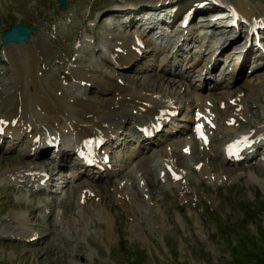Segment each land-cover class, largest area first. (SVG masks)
Wrapping results in <instances>:
<instances>
[{"label": "rangeland", "instance_id": "374dc122", "mask_svg": "<svg viewBox=\"0 0 264 264\" xmlns=\"http://www.w3.org/2000/svg\"><path fill=\"white\" fill-rule=\"evenodd\" d=\"M65 1L67 10L61 11L56 0H0V103L8 100V97L14 101L16 97L30 96L31 91L32 94L35 93L37 86L32 78L34 79V74H37V69L38 73L41 74V78L49 80L51 78L52 83H58V86L44 85L37 74L38 86L45 93L42 97L51 96V91L58 88H61L60 92L63 91L64 93L63 96L53 95L50 99L51 101L54 100L53 102L58 101L59 96L66 98V101H68V98H72V100L74 99L73 103L84 101L85 103H94V105L98 102L97 105H107L111 100L109 104L118 105L119 96L123 94H114L110 89L105 88L104 90L102 88L103 92L107 89V91L112 92L113 96L102 95L98 86V90L94 87L88 93L85 87L78 86L80 84L76 77L85 76L101 80H107V77H109L112 80L107 81L113 87L120 88L124 85L131 87L137 93L142 91L143 87L148 88L153 85L151 79L155 76H153L152 70L146 67L149 64L156 63L159 65L162 62H170L172 59L169 57L172 53L164 48L161 53L166 52L162 56L154 54L146 62L144 60L139 66L135 67L133 71L124 72L114 69L110 60L106 61L102 52L95 50L100 47L104 49L103 54L108 56L109 48L115 45V47H118L119 42H127L129 36H132L134 32L125 31L124 28L126 26L130 27L131 22L129 21L132 20L133 23L138 20L137 15L134 13L143 16L140 25V29H142L145 25L143 22L152 21L151 19L145 21L149 17L155 19V15L162 16L164 13L166 18L170 14L177 16L182 13V11H179L182 4H189L188 11L194 9V15H198L200 11L195 5L203 2V0H159L158 5L162 7L161 10L152 11L147 6H141L127 15H121L115 11L113 12L115 20L122 25V28H119L116 21L113 20L114 17L110 15L103 19L101 18L102 15L106 17L109 14L106 11L111 8L110 5L118 8H129V3L132 6L131 2L137 0H130L131 2L119 6L117 5L121 3L120 0ZM139 1L134 4L149 5L157 0ZM229 1L234 8L239 9L240 0ZM243 1L249 3V8H256L255 11L259 10L264 13V0ZM168 4L171 7L167 6ZM105 12L106 15H104ZM160 22L159 27L163 28V20ZM17 24L35 29V41L31 42L33 44L39 43L41 46L36 48L31 45L35 50L33 49V53L26 50L25 56H21V54H24L21 52L25 51V44V46L19 48L9 46L8 49H14V54L12 53L8 57L5 54L6 48L1 43V34L5 30H9L12 25ZM132 27L136 28L137 25ZM76 31L77 34L73 38L70 37ZM215 34L211 38L215 39L216 42H218V39L223 38V35L220 37V35L215 36ZM78 35L81 38H78ZM40 49H45V51L37 54V50L40 51ZM27 53L30 55L28 56ZM192 54V56L198 58V54L200 56L208 55V50L200 46ZM27 57L31 74L25 71L22 64V61L26 59L27 66L25 65V68L28 69ZM211 58V55H208L201 65H204L205 62L209 63ZM239 58L240 54L237 55L235 61ZM17 59L18 61H16ZM235 61L230 63V68H233ZM254 66V64L251 65L249 70L253 69ZM184 67L186 68V64ZM145 70L147 72H144ZM138 71H141L143 79L136 77L132 84L128 83L127 77L134 78ZM157 72H159L158 75L164 76L159 68ZM258 76H262V78H248V82L254 85V92L259 93L260 99L257 102L262 106L261 108H255L256 111L253 110L252 116H250L254 121L251 128H256L254 134L263 124L261 117L264 118V72H260ZM97 79H92L91 82L97 83ZM193 79L201 81L196 73ZM179 80L178 77L177 81ZM112 85L109 86L112 88ZM165 85L172 87V84L165 83ZM165 85L160 91L162 90V93L167 92L164 94L165 97L170 95L178 102L177 96H171V94H175V90L170 91V89H166ZM196 85L198 87V84ZM230 87L226 84L222 91L229 92ZM210 89L204 95L199 94L195 89H188L191 95L190 101L192 100L198 104L197 98L199 96L203 97L212 93L217 94L216 97L218 98L223 97L219 94L220 91ZM65 95L67 97H64ZM61 104L64 108L70 107L69 102H61ZM180 105L183 106V104ZM123 109L127 110L129 108ZM186 116V113H182L179 118ZM254 117H258V122L255 121ZM61 119L63 120L62 117L56 118L53 122ZM183 121L185 123L178 120L173 124H184L186 126V121ZM61 126L67 129V132L68 129L70 131L71 127H75L74 125L66 126L65 121L62 122ZM60 133L63 135L62 131ZM75 133H77V130H75ZM161 139L160 135L156 143ZM26 142L28 143V140ZM26 145L19 148V153L26 152L24 150ZM133 146L131 145V148ZM188 146H190L192 152L196 148V146L191 145V142ZM131 148H127L126 156L133 155L131 153L133 148ZM158 150L160 151V149ZM10 151L8 144L1 147L0 167L6 165L7 169L13 168L8 167L7 164H1L6 160L9 161L7 163H12L14 159H17L5 158ZM258 153L248 163L247 168L252 167L249 165H253V169L247 170L246 168V172L238 169H228L219 160L213 162L217 170L233 171V174L220 172L221 178L232 179V181L217 184L219 189L212 185L214 190L208 189L209 185L206 187L208 182L202 183L200 173L196 172L194 166L188 163L192 160L179 161V166L188 171V176L191 179V184L195 185L194 187L199 186L202 191L209 190L203 195L204 206L199 211L191 206L193 200L190 201V199H193V197H188L185 202L180 201L179 189L175 188L174 185L167 192L160 191L165 190L166 185L165 183H159V172L161 170L159 165L161 161L157 157L151 160L148 165H146L147 162L137 163L139 158L135 159L132 164L129 162L123 168L126 169V174H115L112 182L109 183L104 179L108 190L112 191V188L119 191L125 190V193H128L127 199L132 193V205L129 197L128 210L120 205L122 194L116 191L110 192L103 186L101 189H104V192L93 188L101 195V201L93 206L95 211L92 206L89 209L79 203L80 195L78 194L85 190V186H80V183L64 187L60 181L62 178L57 177L56 182H54L55 187L51 186V182L48 186L46 185L47 188L52 189L51 193L37 192L29 182L20 185L21 187L19 185L11 187L16 185V182L13 181L15 177L11 180L10 176H6L7 174L4 173L6 169L4 167L3 169L0 168V264H264V162H260V156H264V149L259 150ZM135 155H137L136 152ZM145 156H140V160H143ZM156 160L158 161L156 162ZM22 163L26 164L28 161ZM27 165L33 167L37 163H28ZM135 166H137L136 169L140 168L139 175L143 174V179L148 180V187L151 186V190L149 189L151 198H153L152 194H155L154 202L159 201L155 205L157 208L156 215L153 213L152 217L150 216L151 208L148 206L149 201L148 196H145V189L138 188V183L142 178L139 179L135 176V179H133L127 176ZM116 168L118 169L117 166ZM49 171L51 173L53 170L50 169ZM67 173H70L69 170H67ZM256 173L259 174V177L251 179L250 174ZM87 174L91 175L92 173ZM238 177L242 178L241 182L237 180ZM81 180L83 181L84 178ZM239 182L240 184H238ZM201 185H204V187ZM154 186H156L155 189ZM235 194H237L236 197ZM181 196L182 198L187 197L185 193H182ZM209 198L214 202L210 203ZM233 201L234 204L231 206ZM183 204L186 209H182ZM97 205H99L98 209L95 208ZM124 206L127 205L124 204ZM47 207L50 210L44 212ZM104 208L108 212L107 216L102 214ZM82 210L87 211L84 214L86 218L91 217L87 222L83 219ZM208 210L213 213L210 220ZM99 211H101V214ZM29 213L30 215L33 214V217L29 219L30 221L26 218ZM9 216L17 217V219L21 218L28 222L21 221L24 222L22 225H14ZM107 219L111 220L110 223ZM203 225H206V228ZM28 234H37V237H41V240L29 243L28 239H24L27 238ZM5 235L21 240H4Z\"/></svg>", "mask_w": 264, "mask_h": 264}, {"label": "bare ground", "instance_id": "6f19581e", "mask_svg": "<svg viewBox=\"0 0 264 264\" xmlns=\"http://www.w3.org/2000/svg\"><path fill=\"white\" fill-rule=\"evenodd\" d=\"M120 2L121 3H119L117 6L127 3V2H131V1L130 0H127V1L120 0ZM138 2L140 1L137 0V1L131 2L133 7L129 3L128 5L130 6L129 8H118L114 5H110L111 8H109L106 11V12H109V14L106 15V12H105L104 15H106V17L102 15L101 18L104 19L111 15V17H114V21H116V24H118L122 28V25L120 23H117V20H115L116 18L113 15V12L116 11L121 15L130 14L138 9V6L140 4H136V5L134 4ZM158 2L160 1L159 0L154 1L151 5H156ZM210 5L211 6L208 9V11L211 12L214 16H217L219 20L222 22L227 21L232 16H235V18H240L243 15L245 19L244 21L241 20V22L246 23L245 24L247 25L246 31H248L250 27H254V26H257L260 30L264 31V13H261L259 10L255 11L256 8H249V3H247V1L240 0L239 9H237L236 7L232 9L233 4H231L229 0H211ZM142 6L146 7V5H142ZM148 6L150 10L152 11L162 9V7H156V6H150V5ZM215 6L219 8L218 11L213 9V7ZM163 7H167V6H163ZM188 9H189V4H186V5L182 4L179 7V11H182V12L188 11ZM189 11H192L194 13V9H191ZM134 14L137 15L138 20L133 23H132V20L129 21L131 22L130 27H127V26L125 28L123 27L125 31L129 30V32H133L137 29H140L143 16L139 15L138 13H134ZM154 17L155 19H152L153 17H149L148 19H145V21L151 19L152 20L151 22H154L155 24V26L150 30L149 33H152L153 31L156 30L157 27L161 25V22H160L161 20H163L164 22V20L166 19L164 16V13L162 16L155 15ZM201 17L204 20H206L208 16H201ZM143 23L146 25L145 22ZM133 25H137V27L133 28L132 27ZM162 26L163 28H165L166 23L164 22V25ZM237 32H236L237 33L236 37L234 41L232 42L233 45L232 43H230L227 47L221 48L219 53L218 52L216 53L218 55L210 67L203 66L201 68H198V65L204 59V56H202L199 61L194 62L193 64L188 63V66L186 67L184 72H183L182 65H175L173 69V73H171L170 71L171 69L170 68L167 69V65H165L160 70L161 73H164V76H161V75H158L159 72H157L158 66H154L151 69L152 73L154 74L153 76H155V78L151 79L153 81V85L149 86L148 88L143 87V89H141L142 91H139L137 93H135V90H133L131 87H127L124 85H122L120 88L113 87V85L107 81V80L109 81L112 80L109 77H107V80H101L97 78H88L85 76L76 77L78 79L79 84L85 81L87 85H92L90 90L94 89V87L97 88L98 86V88L101 91L100 93L102 95H106V96L112 95L113 96V94H111L112 92L114 94L115 93L123 94L119 96L120 98L118 101V105L109 104L111 100L109 101L107 105H97L99 104V102L96 105H94V103L92 104L85 103L84 101H80V99L79 101L82 103H75V102L73 103L74 99L72 100V98H68L67 99L68 101H66V98L64 99L59 96H58V101L53 102L54 100L53 101L50 100L52 96L53 95L63 96L64 95L63 91L61 90L62 92H60L61 88H58L57 90L53 89L51 91V96L47 95V97H42V95H45V93H43V89L40 90L38 86V81L36 78L37 74L39 78H41V74H39L36 69L37 74L36 75L34 74V79L32 78V80L35 81V84L37 86L35 93L32 94V91L30 89L31 94L28 97H24V96H20L19 98L16 97V100L14 101H12L10 97H8V100H4L2 101V103H0V129H2L6 134V136H4V138L0 142V149L4 144H6L9 141L10 143H12L10 147L11 151L5 158H17V159H14L12 163L11 162L7 163L9 162L7 160L4 163H1V164H7L8 167H13L11 169H7L6 165H4L3 167L6 169L4 173L11 175V176H15L17 177V179H20L19 180L20 182L17 181V186L18 184L20 185L27 184V182H29L30 178L32 177L30 176L31 171H39V172L44 171L38 167L31 169L27 164L28 163H40L41 161H44L40 159L44 158L46 154V150H45L47 149L45 147L46 139L50 138L49 134L55 135L59 133L61 135L60 131H62L63 135L61 136H64L65 138H69V139H70V136L72 137L71 140H69L70 144L69 143L66 144V141L64 142L63 145H65L67 148H62L61 159L58 162L47 160V162L45 163V171L46 173H48V175L45 173V177L43 178H48L49 176V180L46 183L48 184L51 181V184L54 185V182H56V178L61 173H63V171L65 173L67 171V170H62L61 168L64 167L65 164L67 163L65 160L70 159L71 156H73V151H74L73 146L75 144H80V147L83 145L85 149L90 152V154L95 156L94 162L101 164L100 169H97V171L94 172L97 175V177H99L98 180H95V177L92 180H90L89 176H86L85 171L82 170L77 175L76 174L75 175H72V174L64 175V178H62L61 182L64 187H68L69 185L78 184V183L81 184L80 186H85L84 188L85 189L87 188V189L81 192L80 194H78L80 195L79 202L80 201L84 202V207H88L90 209L91 206L93 207L94 204L96 205L97 202L101 201L100 193L98 191H95L94 189L102 190L104 192V189H101V188L103 187L106 188L107 183L112 182L111 177H113L112 175L113 173L110 172L109 166L108 165L106 166L105 164H102L101 162V161H104V158L103 159L100 158L99 154L95 155L99 151L98 145L100 143H102V145L107 146V145L119 142L118 150L115 151L112 148L106 149L111 154V157L115 159L113 155L116 152L123 154V152L127 150V148L133 142L134 136L140 134L139 128H143L145 125L151 126L153 124H158L160 126V124H165V126L163 127V130H164L166 127L168 128V125H171V126L173 125L172 121L177 120L176 117L180 116L181 112L188 113L185 119H186V122L190 121V119L194 118V115L193 117H190L192 111H195L197 109V112H200V117H199V122H196L195 125L203 123V121L205 120V117L207 116L211 117L212 119L215 120V122H217L216 128L211 131L209 127H206V129L209 130L208 131L209 137H206V141H209V147L205 148L201 142V139L199 137L197 138L195 134L194 135L191 134L190 130L192 129V127H190V124L189 125L186 124L185 127L172 126V127H169L171 130V134L168 136H164V131L162 130L159 134H157L156 137L149 138L147 140H142L139 144L136 157L127 156L125 160V162H128V163L131 162L132 164L135 161V159L139 158V161L137 163L147 162L146 165H148L151 160H154L159 155L157 159L160 160L161 161L160 164L163 165L164 169L162 168V170L167 169L169 173L167 177L168 179L167 181L165 180L166 176L164 178L159 179V183H165L166 185V189L160 190V191H162L163 193L167 192L170 190L172 185H174L175 188H178L180 190L179 191L180 194L185 193L188 197L192 193L191 188L187 184L188 171L182 169L179 166V161L185 162L186 160L187 161L192 160L188 163H191L193 166H196L198 164L200 165L199 162H201L202 160L198 158L207 159L206 157L208 156L216 155V152H213V148L215 146L222 145L242 135L243 133H251L250 129L241 130V125L245 122V124H247V126L251 128V126L254 125L253 119L250 118L251 114L253 113V110L255 112L256 111L255 108L262 107L261 104L257 102V100L260 99V95H258L259 93L257 94L256 92H254L255 89H253V85H251V83L245 80L251 77H256L258 79L259 78L261 79L262 76H258V75L260 72H264V63H261V65L256 66V69L253 71H250L249 73L245 72L246 66L250 65L252 63L251 61L255 59L254 54L251 53V50L255 48H253L251 44H247L249 48L244 53L242 68L234 76V82L232 83V86L230 87L229 92L222 91L224 86L227 84L226 78H224V80L217 81V80H214L213 78L210 79V76H208V74L210 75L213 73L212 71L218 66V64L225 57L227 58V61L230 64L233 61L234 56L237 55V53H235L236 48L240 44H242V42H244V37H243V34L241 33V30H238ZM76 34H77V31L70 37L73 38ZM219 35L220 37L221 35H223V38L227 36V34L224 33L221 29H217L215 36H219ZM33 36L31 38L33 40L28 41L25 44L26 46L23 45L25 46V51L21 52L24 54L20 53L21 56L26 55V50H29V53L30 52L33 53V49H34L33 46H35L36 48H39L41 46L39 43L33 44V42L35 41L36 35L34 34ZM78 38H81V36L78 35ZM166 38H167V33L163 32L162 37L159 38L160 46L156 48H152L154 50L153 53H155V55L162 56L164 52H166L164 51L163 53H161L162 49L163 50L164 48L166 49V42L164 41ZM213 40L215 41V39ZM9 46L16 47V48L22 47V46H17L15 44H8L6 46L4 45V47L6 48L5 54L8 57L12 55L13 50H14L13 48L8 49ZM129 46H132L131 47L132 51L128 50ZM135 46L138 47V52L133 50ZM206 46L209 47V49L212 51V55H214L216 51L214 49V46L211 40L206 44ZM112 48H115V49L112 50ZM112 48H109V51H108V53L111 55L110 56L111 60L113 62L114 61L118 62V66L125 72L133 71L136 65L141 63L145 59L143 55H145L146 53L145 54L143 53L142 55H140L139 52L141 51V46L140 44L137 45V41L135 40L134 37H131L130 39H128L127 42L120 44L118 47L114 46ZM167 48L170 49V46ZM17 50H20V49H17ZM44 51L45 49H40V51L37 50V54H39L40 52H44ZM46 51H47V48H46ZM95 51L102 52L103 57L106 59V61H108L107 56L103 54L104 49L99 47ZM178 51H182V49L179 48L177 52ZM29 53H27L28 56L30 55ZM261 59L262 58H256V61H260ZM25 60L26 59L22 61V64L24 65V69L27 73L31 74L30 72L31 67L28 61V57H27V61L29 65L28 69L27 67L25 68V65H26ZM16 61H18V59ZM191 62H192V58H191ZM227 69L228 68H226V70ZM144 72H147V70ZM195 72L197 74L201 73V75L205 74V78H203V81L201 83L202 85L201 88H200L201 85L196 87V83L194 82L195 80H193L192 73H195ZM184 74H186L187 77L183 76ZM136 77H140V79H143V76H141V71H138L136 73V76H134V78L127 77L128 83L132 84ZM178 77L180 78L179 81H177ZM26 79L28 78L26 77ZM41 79H42V84L44 85L50 84V85L58 86V83H54V82L52 83L51 78L50 80L44 79V78H41ZM92 79H97L98 84L95 82H91ZM240 81L241 83H239ZM165 83L172 84V87L169 85H165ZM211 84L215 85L212 90L220 91L219 94L223 95V98L221 101L228 103V101H232L233 99L235 100L234 108L236 110L233 114L231 110L230 115L227 116L225 114H221L219 116L216 113V110H214L215 108L214 109L211 108L212 105H210V102L214 104L213 97L217 95L214 93L205 95L203 96V98L199 96L197 98V101H199L198 104H196L192 100L190 101L191 95L188 92V89H195L199 94L204 95V93L208 90V87ZM109 85H112V88ZM164 85L166 89L168 90L170 89V91H172L173 89L175 90V94L174 95L171 94V96H177L178 102L177 100H174L173 97H170V95H167V97H165L164 94H166L167 92L162 93V90L160 91V89H163ZM78 86H81V85H78ZM228 86H230L229 83H228ZM102 88H104V90L105 88L110 89L112 92L107 91V89L106 91L103 92ZM97 90L96 92H98ZM230 91H233V92H230ZM32 95H33V98H32ZM64 97H67V96L65 95ZM77 97H79V95H77ZM61 102H69L70 107L64 108L62 106L63 103L61 104ZM180 104H184V107H182ZM248 105L249 107H246ZM126 107H128L129 109L127 110L123 109ZM209 111L212 113L207 114ZM124 112H128V113H124ZM60 117H62L63 120L61 119L60 121L53 122L54 119L60 118ZM132 117H135L136 119ZM254 118H255V121L258 122V117H254ZM261 118L263 119V124H261L262 126L261 128H259L260 130L258 131L256 135H254V138L252 140V143H254L258 149H262L264 147V143L261 141V137L264 136V118L263 117ZM64 121L66 123V126L74 125L75 127H71L70 131L68 129V132H67V129H64L61 126L62 122ZM48 122H51V123H48ZM135 122H136V125H133ZM37 126H39L40 129H38ZM41 126H46L48 130V132H46L47 134H44L45 131L41 130ZM123 127L124 129H122ZM43 129H45V127H43ZM73 129L77 130V133H75V130L72 131ZM219 129H221L222 131L221 133H219ZM119 130L121 134L120 132H118ZM41 131L44 133H42ZM160 134L162 137L165 138V140L161 139L158 143H156V140L160 136ZM38 138H39V141L37 142ZM28 139H30L29 144L26 142ZM190 142H191V145L196 146L193 152L190 146H188ZM25 144H28V147L30 149L22 154L19 153L18 149L21 146H24ZM34 147H36V151L33 150ZM133 149L136 152V149L135 148ZM158 149H160V151ZM184 150H187V153H185ZM132 153L134 152L132 151ZM198 155H200L201 157H199ZM140 156H145V158L143 160H140ZM3 160L5 159L3 158ZM158 160H156V162ZM26 161H28V163L26 164L22 163ZM119 163H124V162L121 159H117L114 162V166H117V164ZM16 165H20V166L16 167ZM109 165H110V162H109ZM137 166H135L131 170L130 174L127 175L128 177L135 179V176L139 175L141 171L139 170L140 169L139 167L138 169H136ZM3 167H0V168L3 169ZM50 169L53 170L51 173L49 171ZM101 169H103V171ZM211 169H212V166L206 167V165H204L200 170V175L203 178H206L209 181H212L213 177L216 174ZM69 170L71 171V169ZM162 170H160V172ZM125 171L126 169H122L121 171H119V174H126ZM38 175H40V173H38ZM174 176H180V179L179 180L174 179ZM150 177H151V174H150ZM254 177L255 179H257L259 177V174L257 173L250 174L251 179H253ZM82 178H84V180L80 181V179ZM104 179H106L107 183L104 182ZM208 184H211V183H207L206 187L208 186ZM32 186H36V184H33ZM148 186H149V182L148 180H145V185H142V187H145L144 188L146 191L145 196H148V201H149L148 206L151 208L150 216L152 217L156 213L157 208L155 207V205L159 201L154 202L155 194L154 195L152 194L153 198H151V195L149 193V189L151 186L150 187ZM140 187L141 186H139L138 188ZM155 187L156 186H154V189ZM160 188L162 189V187ZM106 189L108 190V188ZM108 191L110 192L116 191L122 194L120 205L124 209L128 210L127 207L129 204V201H128L129 197H130V202L132 205V198H133L132 193H130V196L127 199L126 196H128V193H125V190L119 191L117 189L112 188V191L111 190H108ZM97 194H98V197L96 198ZM187 197L183 199H187ZM104 199L106 200V198ZM124 204H126L127 206L125 207ZM98 207L99 205H97L95 208L98 209ZM46 210L48 211L50 210V208L47 207ZM86 213L87 211L82 210L83 219L84 221L87 222V220L90 219L91 217L89 216V218H86L85 217L86 215L84 216V214ZM99 213L101 214V211H99ZM107 213L108 212L104 208V211L102 212L103 216L104 215L107 216ZM32 217H33V214L30 215L29 213L28 217L26 218L28 219V221H30L29 219ZM9 218L11 219L10 220L11 222H14V225H17V224L22 225V223L24 222H21V221H26V223L28 222L27 220H23L21 218L17 219V217H13V216L12 217L9 216ZM107 220H108V223H110L111 220L109 219ZM34 236L35 234H32L29 236V238H32ZM3 239L18 241L17 238H14L13 236H10V235H5ZM40 240H41V237L38 241Z\"/></svg>", "mask_w": 264, "mask_h": 264}, {"label": "water", "instance_id": "95a60500", "mask_svg": "<svg viewBox=\"0 0 264 264\" xmlns=\"http://www.w3.org/2000/svg\"><path fill=\"white\" fill-rule=\"evenodd\" d=\"M57 1L60 3L61 10L66 11L67 5L65 0ZM34 32L35 29L23 26L21 24L12 25L9 30H6L2 33L1 41L5 46L8 44L23 46L32 38Z\"/></svg>", "mask_w": 264, "mask_h": 264}]
</instances>
